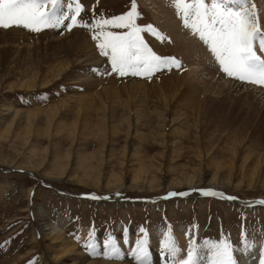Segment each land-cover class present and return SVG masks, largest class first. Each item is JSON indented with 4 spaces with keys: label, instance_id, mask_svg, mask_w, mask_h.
Here are the masks:
<instances>
[{
    "label": "rangeland",
    "instance_id": "1",
    "mask_svg": "<svg viewBox=\"0 0 264 264\" xmlns=\"http://www.w3.org/2000/svg\"><path fill=\"white\" fill-rule=\"evenodd\" d=\"M158 1L164 13H156L148 0H136L142 14L138 24L152 25L165 37L161 42L149 33L142 34L158 55L177 58L181 68L159 72L151 79L112 73L107 57L100 54L86 28L39 33L22 27L0 28V264H51L57 243L42 236L51 228L75 242V253L56 264H136L130 252L134 241L142 238L141 229L147 231L153 264H172L159 246L168 227L184 259L191 241L199 247L205 240L228 239L238 264L264 261V205L261 210L257 207L264 204V88L255 89L258 85L231 79L222 71L208 73L200 55L195 57L196 66L183 60L171 35L179 45L181 40L202 41L183 27L174 0ZM79 2L84 9L80 18L90 22L94 15L110 18L126 13L131 0ZM252 5L264 31V0H248V6ZM257 54L264 57L258 47ZM217 86L224 94H219ZM192 92L212 101L208 103L211 107L207 102L191 101ZM191 106L201 108L199 117ZM256 108L259 112L255 114ZM86 113L93 118L88 124L105 123L109 128L107 141L100 146L92 138L48 137L46 131L58 123L82 125ZM39 128H46L45 132L40 134ZM235 130L238 157L232 166L221 159L226 157L225 141ZM124 148L127 155L132 154L127 171L131 172L135 162L133 149L154 165L153 169L143 164L144 169L153 170V197L143 194L130 204L138 197L121 195L122 188L89 183L92 178L76 168L84 154H112L122 161ZM173 148L179 154L167 164L160 155ZM55 153L60 155L61 170L54 168ZM239 166L241 171L236 170ZM125 182L128 188L129 179ZM204 190L236 199L168 197L171 192ZM93 195L107 199H92ZM37 215L44 219L39 228ZM90 224L101 239L114 234L125 258L90 254L84 246ZM122 229L129 233L127 245L121 239Z\"/></svg>",
    "mask_w": 264,
    "mask_h": 264
},
{
    "label": "snow or ice",
    "instance_id": "2",
    "mask_svg": "<svg viewBox=\"0 0 264 264\" xmlns=\"http://www.w3.org/2000/svg\"><path fill=\"white\" fill-rule=\"evenodd\" d=\"M174 7L183 27L207 46L227 77L264 86V57L257 54V47L264 53V31L255 5L249 7L248 0H174ZM83 10L79 0H68L66 7L65 0H0V28L22 27L34 33L62 27L69 31L74 27L86 28L97 42L100 54L107 57L111 72L121 77L131 75L151 79L159 72L181 68L177 58L158 55L146 42L143 33H149L161 42L165 37L152 25L138 24L142 14L138 11L136 0H131L130 10L124 14L110 18L94 15L90 22L80 18ZM66 21L70 22L66 24ZM201 194L236 199L211 190ZM185 195L188 193L171 192L168 197ZM91 198L107 199L96 195ZM140 231L142 238L134 241L130 255L136 264H153L147 231ZM121 239L124 245L129 243L127 229H122ZM84 246L90 254L96 253L107 259L125 258L114 234L101 239L93 224L88 226ZM159 246L172 264H201L202 261L205 264H238L228 239L219 242L205 240L199 247L191 241L184 259L172 229L168 227L162 233ZM250 246L246 244V247ZM178 256L181 258L177 259Z\"/></svg>",
    "mask_w": 264,
    "mask_h": 264
},
{
    "label": "bare ground",
    "instance_id": "3",
    "mask_svg": "<svg viewBox=\"0 0 264 264\" xmlns=\"http://www.w3.org/2000/svg\"><path fill=\"white\" fill-rule=\"evenodd\" d=\"M148 2H149V6L150 5L153 6V9L156 11V13H159L158 11H160L161 13H164L162 11L163 8H162V6L158 0H148ZM262 18H263V20L262 19L261 20L263 22L264 16ZM259 23H260V20H259ZM166 27L167 26H165V28ZM168 27L173 29L174 25L170 24V25H168ZM171 39H172V42L175 44L176 50L182 56L183 60H186V59L191 60L190 64L196 66L199 63H198V60H195V57L198 58L200 55L202 57V60H204L205 70L208 73H218L221 71L219 68V65L215 61V58L212 56L210 51H207V46L204 45L202 42H198V40L196 41V39L193 38L192 40H181V42H180L181 45H179V42L175 36L171 35ZM91 47L87 46V48H91ZM196 49L198 50V52L196 51ZM82 52H83L84 56H87V54H85L84 50H82ZM199 61H201V60H199ZM231 79H233V78H231ZM217 87H218L219 94H224L225 91L223 90V88L221 86H217ZM262 88H264V86H258L255 89H258L261 91ZM133 92H135V90H133ZM190 100L191 101L194 100L195 102H198V103L207 102V105H208V103L209 104L212 103V101L210 102V100L205 98L204 96L194 94V93L192 95H190ZM238 103H239V100H238ZM208 107L210 108L211 105H208ZM191 108H192V112H195V116L199 117V114L201 112L200 111L201 108L193 107V106H191ZM230 111H232V109ZM254 111L256 114L257 112H259V108L258 109L256 108ZM136 114L137 115L140 114L139 111H137ZM85 117L86 118L82 122V125H79V126L74 125V126L66 127V124L61 125L58 123L59 125L57 124L55 128H52L49 131H46V133L48 132L47 135L49 138L50 137L56 138L58 136H62L63 138H69L70 140H74L76 137H84L87 139L92 138L95 142L99 143V146H100L101 142L103 143L104 140L107 141L105 139V137H106V131L109 130V128L107 127V125L105 123H97L95 126H92V124H88L87 120L93 119V118L89 117L87 115V113L85 114ZM49 125L50 124H48V126ZM113 127L116 128L117 125L113 126ZM43 128L42 129L39 128L40 134H42L41 130L45 132L46 128H51V127H46L44 130H43ZM238 128H239V126H238ZM235 132H238V131L235 130V131L231 132L228 135V138H227L228 140L225 141L226 143L224 142L225 145L223 148L226 147V149L224 151V155H226V157L221 159L222 163H224V164L232 165L234 163V157H235V159L238 157L236 155V152H237V145L236 144L238 141H237V135ZM110 133H112V131H110ZM106 138H108V137H106ZM242 141L244 142V140H242ZM101 147L104 148V146H101ZM183 150L181 151V153L184 154ZM132 151L134 153L135 162H134V164H132L133 168H132L131 172L127 171V168H128V163L130 162L129 157H131L132 154H130V156L127 155L125 148L122 150V154H121L122 161H117L116 159H114V155H112V154L103 155L100 153V157H97L94 154H84L83 156H80L78 158L79 168L78 167H76V168L79 172L86 175L88 179L90 177L92 178V180L89 181V183L98 184V185L101 184L102 187H104V188L111 186V187H114V189H116V190L122 188L121 195H122V193H124L126 195H134V196L138 197V196L143 195V194L146 196H147V194H150V198H151L152 192L155 191V186H154L155 179L151 176V173L153 172V170L151 168L144 169L143 164H149L153 167V169H154V165L150 162V160L146 156L138 154V151L136 149H133ZM169 152L170 153L166 152L167 154H165V152H162L160 155V158L164 159V161H167V164H170L172 162V160H174L175 157L179 154L176 152V149H174V148ZM59 156L60 155L57 153H55V155L53 156L54 168L56 170H61L63 167L62 162L60 160H57L59 158ZM242 158H243V160H245V162H247V160H246L247 158H245V156H242ZM240 163L242 164V163H244V161H240ZM109 164H113V165L110 168H108ZM217 165H219V163H217ZM168 169H169V167H168ZM105 170H107V171H105ZM236 170L241 171L242 167L241 166L236 167ZM161 171H162V168H161ZM169 171L174 173V170H172V169H169ZM127 178L129 179L128 185H130V186L128 188L127 187L125 188V185H126L125 181H127ZM140 181H141V183H140ZM102 183H104L105 185L103 186ZM142 183H144V184H142ZM204 191H206V190H204ZM188 195H191V198H192V196H196V195H198V197H199V195L201 197L204 196L201 194L200 191L199 192L191 191V192H189ZM146 198H148V197H146ZM139 199L140 198L138 197V199H135V201L132 200L130 202V204L136 203L137 202L136 200H139ZM224 201H225V199H224ZM263 205L264 204H262V206H261L262 208L260 206H257V207L260 208V210H261V209H263ZM249 207H250V205H249ZM253 207H255V206L253 205ZM37 214H38V212H37ZM37 218H39V220L37 221V227L39 228V221L40 220L43 221L44 219H43L42 215H37ZM40 226L45 227V226H47V224L43 223V226H42V224H40ZM43 231L44 230H42V231L39 230V232L41 234ZM42 236L47 238V240L50 242H56L57 243L56 247L53 248V252L51 254V262H52V263L50 262L51 264H56L59 260L66 259L69 256V254L75 253V250H74L75 242L73 240H72V242L68 241L64 237L63 233L60 230H57L55 228H51L50 230H46V233H44ZM81 264H83V263H81ZM86 264H127V263H124V262L123 263H121V262L120 263H116V262L113 263V262L89 261Z\"/></svg>",
    "mask_w": 264,
    "mask_h": 264
}]
</instances>
